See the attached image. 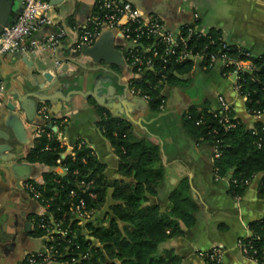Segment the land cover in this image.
Returning a JSON list of instances; mask_svg holds the SVG:
<instances>
[{"label":"crops","instance_id":"0c3cea01","mask_svg":"<svg viewBox=\"0 0 264 264\" xmlns=\"http://www.w3.org/2000/svg\"><path fill=\"white\" fill-rule=\"evenodd\" d=\"M127 1L145 12L161 15L166 26L170 28L191 20L196 13L199 29L214 27L226 40L252 50L255 56L264 53V0ZM48 2L52 5L49 14L53 16L54 23L37 30L32 38L42 40L46 34L62 29L63 35L59 37L56 46L27 50L26 54L31 63L14 58L9 52L0 58V83L4 90L0 99L3 96L8 101L15 94L28 91L51 93L60 88L54 101L44 102L51 114L50 121L45 122L37 112L31 122L24 121L26 140L20 141L13 136L10 139L16 153L14 161L31 164L30 175L26 178L16 177L8 169L0 168V264H23L27 253L46 249V235H34L33 232L36 225L35 215L46 211L47 207L30 196L26 183L43 184V172L53 171L63 175L66 169L60 163L48 165L26 158L28 149L33 145L38 125L51 124L49 127L56 132L60 144L65 146L61 157L72 154L74 146L84 142L105 164L106 176L109 172L117 173L118 157L108 139L103 134L100 136L98 132L100 129L96 124L94 104L98 102L93 95H83L78 91L93 88L98 98L107 102L111 113H118L128 119L137 134H143L160 145L164 180L158 194L151 195L150 201L157 202L161 210H164L168 202L167 194L172 186L183 177L189 182L198 206L195 221L190 226H183L182 234L165 239L159 244V248H172L179 256L176 264H208L199 251L215 245L223 249L224 264H264L244 255L239 245V240L251 233L250 222L264 219V197L259 195L262 175L254 176L244 193L235 197L230 191L233 184L232 171L215 176L211 146L197 143L184 129L182 120L171 119L175 120L176 125L172 126L170 121L160 131L149 127L156 118L126 92L129 79L126 64L105 63L102 59L96 61L87 54H79L76 57L78 63L64 60L72 48L79 46L78 33L87 24L88 16L95 7V0ZM20 4L21 0H14L11 19L15 17L14 9ZM111 30L114 33L107 34L106 39L121 51L118 33ZM43 71L49 72L52 77H58L56 84L50 89L41 90V86L49 83L43 76ZM185 78H188L185 86L177 84L166 87L165 93L171 102V108L166 113L177 115L176 108L183 101L185 109L203 102L213 109L217 106V95L221 94L234 102L238 117L249 127L264 120V115L258 118L247 111L246 99L234 91V77L222 75L219 64L205 71L194 63L189 72L185 73ZM107 148L112 151L113 156H110ZM58 168L62 171L59 172ZM44 264L69 263L56 261Z\"/></svg>","mask_w":264,"mask_h":264},{"label":"trees","instance_id":"16d2710c","mask_svg":"<svg viewBox=\"0 0 264 264\" xmlns=\"http://www.w3.org/2000/svg\"><path fill=\"white\" fill-rule=\"evenodd\" d=\"M188 43L194 51L202 50L203 60L196 65L205 71L211 69L203 67L210 52L219 48L225 52L227 48V53L237 59L247 57L244 53H251L253 70L242 74L241 91L246 96L247 111L256 116L264 114V53L255 56L252 50L226 40L214 27L205 33L193 34ZM224 43L227 46L223 47ZM193 64L191 59L170 63L165 78L167 86L180 84L181 75L189 72ZM219 67L220 73L228 70L220 64ZM147 77L155 82V77L147 74L133 84L150 94L149 108L158 112L167 95L160 91L162 84L152 88L145 81ZM187 80L185 78V83ZM94 104L96 124L118 157L117 172L132 181L115 178L109 184L105 164L84 142L76 144L72 154L61 157L65 146L60 144L56 132L44 125L26 158L48 165L60 163L66 169L63 175L45 171L43 184L33 182L40 192L37 201L48 204V211L64 230L63 234L54 233L46 245L61 254L58 259L66 263L74 258L75 264H176L178 254L172 248L160 249L159 244L170 236L182 234L183 226H190L195 221L198 206L187 178H181L172 186L167 194V206L161 210L157 202L149 199L158 194L164 180L158 143L149 137L138 136L128 119L111 113L104 105ZM215 112L204 102L187 107L181 116L184 129L197 143L219 146L220 153L213 157V171L215 176L232 171L230 191L235 197L244 193L254 176L262 175L259 195L263 198L264 142L262 146L259 143L264 137V123L261 120L251 128L239 118L237 127L228 130L219 122V115ZM82 180L86 183H81ZM109 187L112 198L110 214L107 213L100 222L88 220L81 225L72 210L73 205L82 198L85 208L93 211L105 201ZM39 218L35 215L34 235L46 233V228L38 225ZM250 223L251 233L243 240L253 246L250 255L264 263V219ZM83 228L87 230V236Z\"/></svg>","mask_w":264,"mask_h":264},{"label":"built area","instance_id":"2783aa9c","mask_svg":"<svg viewBox=\"0 0 264 264\" xmlns=\"http://www.w3.org/2000/svg\"><path fill=\"white\" fill-rule=\"evenodd\" d=\"M23 6L16 19L3 26L0 32V52L15 51V50H33L37 47L49 46L54 47L59 42V37L63 35V30L59 29L56 33H48L42 40L32 38L33 34L45 25L54 23V18L49 14L52 5L48 0H22ZM197 14L188 21H184L175 28L167 27L163 17L154 12H145L141 8L133 5L127 0H95V7L92 13L88 16L87 24L80 28L77 41L78 44H91L99 36L101 31L105 29H114L121 40L120 50L122 51L125 64L129 71L128 88L130 93L138 95L148 101L150 94L144 91L141 86L133 84L135 80H140L147 74L155 77V82L152 83L147 77L146 82L152 88L162 84L161 92H165L167 84L165 78L167 76L169 64L176 61L191 59L194 63H199L203 60L202 50H193L189 45L188 39L193 34L205 33L206 30H201L197 27ZM31 38L30 40H28ZM28 40V41H27ZM227 46L226 43L223 44ZM247 57L236 58L233 55L222 51L220 48L210 52L208 61L204 68H212L216 64L227 68L221 74L224 76L234 77V91L238 96L243 95L241 88L242 74L246 71L253 70V62L249 58L251 53H244ZM3 90V85L0 83V95ZM165 103V102H164ZM164 103L160 105L164 107ZM215 114L219 115V122L226 129L236 128L239 124V118L234 102L229 101L223 95H217V106L212 109ZM37 112L44 118L45 122L50 121V114L47 105L43 102L37 108ZM229 114V119H228ZM262 115L256 117L260 118ZM264 123V120H262ZM44 125H38L35 129V137L39 136ZM49 127V126H47ZM253 128V127H251ZM264 131V126L262 128ZM264 137L259 143L262 146ZM211 159L217 156L219 146L214 144L211 146ZM81 183L85 184L84 180ZM27 188L32 195L38 199L40 192L34 187L32 182L26 183ZM73 193V192H72ZM41 203V202H40ZM44 207L47 203H41ZM73 212L78 218H88L92 210H87L82 198L72 207ZM47 212L48 209L46 210ZM45 210L39 212L40 216L38 225L46 228L47 241L54 233L63 234L64 230L59 227L58 222L52 214H47ZM241 251L252 257V245L246 243L242 239L239 240ZM199 254L207 261L208 264H224L223 249L220 246H212L208 249L200 250ZM86 253L83 254L85 256ZM61 254L52 250V246H47L44 251L29 252L24 257L23 264H44L46 262H58V257ZM254 258V257H253ZM75 263L74 258L71 259Z\"/></svg>","mask_w":264,"mask_h":264},{"label":"water","instance_id":"95a60500","mask_svg":"<svg viewBox=\"0 0 264 264\" xmlns=\"http://www.w3.org/2000/svg\"><path fill=\"white\" fill-rule=\"evenodd\" d=\"M14 0H0V32L4 25L13 22L18 16L19 12L22 9L23 2L18 8L14 9L15 17L10 18V13L12 12ZM109 33H114L111 29H106L101 31L99 36L91 44L82 43L79 46L72 48L69 55L66 56L64 60L78 63L76 57L79 54L90 55L94 60L98 61L102 59L105 63L114 62L119 65H124V57L121 51L117 50L112 43H110L106 36ZM11 53L10 55L14 58L23 60L24 62L31 63L28 59L27 51L25 50H15L0 52V58L4 56L5 53ZM1 60V59H0ZM43 76L49 83L46 86H41V90L50 89L57 82L58 77H52L51 74L47 71H43ZM59 87V86H58ZM94 89V88H93ZM78 90L83 95H93L97 102L101 105H109L105 100H100L98 94L94 90ZM4 91V90H2ZM60 91L58 88L56 91L51 93H41L39 91H28L23 94H15L12 100L6 101L2 96L0 99V168H6L13 176H20L26 178L31 173V164L28 162H17L14 161L16 158V153L13 151V144H11V137H15L20 141L26 140V127L24 126V121L31 122L37 113V107L40 103L45 102L46 100L54 101V97L57 92ZM175 96L177 95V90H175ZM126 92L130 93L128 85ZM5 93V92H4ZM3 93V94H4ZM130 97L134 101L138 102L142 108L147 110L154 118H157L161 115H164L170 108L171 102L166 98L164 107L158 111L154 112L149 108L148 102L146 99L130 93ZM185 110V101H183L180 106L176 108V113L179 116H182ZM49 112V111H48ZM115 115L118 113L112 112ZM50 114V112H49ZM51 116V114H50ZM51 124H48L50 126ZM111 182H109L110 184ZM54 263V262H53Z\"/></svg>","mask_w":264,"mask_h":264},{"label":"rangeland","instance_id":"374dc122","mask_svg":"<svg viewBox=\"0 0 264 264\" xmlns=\"http://www.w3.org/2000/svg\"><path fill=\"white\" fill-rule=\"evenodd\" d=\"M180 85L181 86L182 85L185 86V74H183V76H182ZM171 119H177L179 121L182 120L181 116L173 115L172 112H169V113H165L164 115H161V117L159 116L155 120H153V122L151 123V125L149 127L153 128L155 130H158V131L163 130L164 127L166 126V124L171 121ZM171 124H172V126H175L176 125L175 124V120L171 121ZM98 132H99L100 136H101V134H103L102 131H100V130H98ZM137 135L138 136H144L143 134L142 135L137 134ZM159 147H160V145H159ZM107 152L111 153L110 156H113L112 151H109L108 148H107ZM58 170H59V172L62 171L61 168H58ZM106 177L109 179V182H111V183H112V181H110V180H113L115 178H123L126 181H132V179L130 177L121 176L118 172L114 173V174L109 172V174ZM110 190H111V188L109 187L107 189V194H106V197H105V201L97 209L93 210L91 215L88 218H86V219L80 218L79 219V221L81 222L80 223L81 225H84L85 222L88 221V220H92V222H100V221H102L104 219V217H105V215L107 213L110 214L109 205L112 203V198L110 196ZM83 233L85 234V236H87V230L85 228H83ZM94 242H97V241H94ZM241 252L244 255L248 256L243 251H241ZM223 262H224V259H223ZM68 263L69 264H75V263H72V262H68Z\"/></svg>","mask_w":264,"mask_h":264},{"label":"flooded vegetation","instance_id":"af4514ba","mask_svg":"<svg viewBox=\"0 0 264 264\" xmlns=\"http://www.w3.org/2000/svg\"><path fill=\"white\" fill-rule=\"evenodd\" d=\"M28 193L30 194V196H32L33 199L37 200L30 191H28Z\"/></svg>","mask_w":264,"mask_h":264}]
</instances>
